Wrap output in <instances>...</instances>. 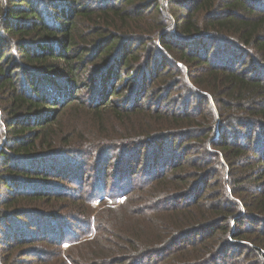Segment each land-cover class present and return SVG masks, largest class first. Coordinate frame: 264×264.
<instances>
[{"label": "trees", "instance_id": "16d2710c", "mask_svg": "<svg viewBox=\"0 0 264 264\" xmlns=\"http://www.w3.org/2000/svg\"><path fill=\"white\" fill-rule=\"evenodd\" d=\"M89 1L0 0V264H264V0ZM86 150L156 183L77 205Z\"/></svg>", "mask_w": 264, "mask_h": 264}, {"label": "rangeland", "instance_id": "374dc122", "mask_svg": "<svg viewBox=\"0 0 264 264\" xmlns=\"http://www.w3.org/2000/svg\"><path fill=\"white\" fill-rule=\"evenodd\" d=\"M91 1L92 0H90L89 2H91ZM43 12H44V16H46L45 17L46 20L50 23L53 22V20H54L53 18L55 17V16H53V15H55L54 10L47 7ZM45 12L47 14H45ZM9 47L8 46L6 47L5 53H7L8 55H12V53H14L18 57L17 51H15V50L12 51V49L11 48L9 49ZM18 75H19L18 76L19 81H21V83H22L25 76L22 73H19ZM78 95H79V97L83 98L85 96L87 97L88 93L86 91H82V92H79ZM164 107H167L169 109H176L175 106L173 105V103L165 104ZM4 142H5V137H1V139H0V152L4 147ZM86 152H88V153L78 155V156H74V157H72L73 159L71 160V161H74V164H76L75 165L76 169H73L72 173H73V176L75 177V180L77 181L78 185H74V184L71 185L69 183V181H67V180L60 181V183H63V185L60 188H62V189L65 188L66 191H68L69 193L78 197V198H76V200H74L75 203H77V205L84 204L85 198H83V197H85V193H91L93 191V188L95 186H98L99 183H100L99 185H103L105 187L106 183L109 181L108 182L109 183L108 188H111L115 191L118 190L120 192H127L128 193V192H130V190H132L130 195H132L133 197H135V195H137L138 197H143L144 195H146V193L149 192V190L151 189L153 184L156 183V181L154 182L153 180L150 182L148 181V183L143 182L147 168H145L146 165L144 164L145 162H144L142 153L134 154L130 157V159L128 158L127 160H125L124 152H121V154L118 153V154H113V155H108L106 153L105 156H101V157H100V155L97 157L96 154L91 153L89 150H86ZM136 163H137V165H136ZM134 166H136V167L134 168ZM168 172H165V174H167ZM189 172H192V171L189 170ZM83 186H85L84 191H83ZM83 194H84V196H83ZM154 198L156 199L159 197L158 196L152 197L150 199L151 201L137 205L134 209L135 210L134 212L143 213L148 209H154L155 203H156ZM77 199H79V200H77ZM122 201H124V200H121V202ZM142 202H143V200H142ZM111 204H112V202L109 203V205H111ZM94 208H95V211H92V212H94V214L97 215V213L102 211V209H104L105 206L101 205V204H99V205L97 204V205H94ZM62 209H64V208L62 207L59 210L56 209V210L51 211L48 208H43L42 212H44V213L46 212L48 214H50V213H59L60 214L61 213L60 215L63 216L64 213H62ZM115 214H114V217L119 218L120 214L118 213V211H116ZM67 222L70 223L68 220H67ZM23 226H26V224L25 223H23V225L20 224L19 226H16V228H22ZM51 228L54 229L53 227H51ZM75 229H73V230L75 231ZM71 231H72V229H71ZM60 232H61V234L64 233L63 230ZM68 232H69V229H68ZM36 236H37V234H36ZM8 241H10V239H8L6 237L2 238V240H1V242L3 244H6ZM37 247L44 249V250H46V248H47L46 245H43V242H40L37 245ZM64 249H67V247L64 246ZM48 257H50V256H48Z\"/></svg>", "mask_w": 264, "mask_h": 264}]
</instances>
